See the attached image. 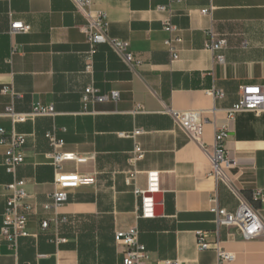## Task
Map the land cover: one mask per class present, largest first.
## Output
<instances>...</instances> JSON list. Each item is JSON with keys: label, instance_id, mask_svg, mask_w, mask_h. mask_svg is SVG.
Returning a JSON list of instances; mask_svg holds the SVG:
<instances>
[{"label": "crops", "instance_id": "crops-1", "mask_svg": "<svg viewBox=\"0 0 264 264\" xmlns=\"http://www.w3.org/2000/svg\"><path fill=\"white\" fill-rule=\"evenodd\" d=\"M91 10L105 15L107 36L125 41L139 64L100 44L86 71L88 46L80 30L86 20L71 0H0V127L24 140V161L13 174L2 165L0 144V224L6 185L14 179L24 180L26 202L34 208L27 217L30 235L19 239L16 251L0 239V264H119L124 248L114 233L130 227L137 228L152 263L177 258L264 264V235L246 240L231 227L217 229L210 198L230 212L239 198L209 174L202 147L211 149L215 130L227 128L233 189L264 221V203L251 198L264 187V113L226 118L242 86H264V0H93ZM167 18L172 34L163 28ZM11 21L29 28L12 33ZM209 29L226 39L222 63L206 46ZM169 37L180 39L174 61L165 45ZM87 86L98 94L116 91L118 99L85 105ZM4 87L14 94L2 92ZM212 88L224 96L214 97ZM36 103L53 106L55 114L15 124L3 115L10 104L27 113ZM172 110H198L206 117L197 137L174 122ZM136 129L141 133L134 136ZM135 143L143 157L132 161ZM53 153L70 157L56 162ZM149 172L156 173L160 203L145 217L135 190L147 193ZM58 173L93 179L67 190V201L57 209L68 217L64 223L42 208ZM44 219L46 230L40 228ZM197 233L217 241L233 259L219 261L213 249L199 250Z\"/></svg>", "mask_w": 264, "mask_h": 264}, {"label": "built area", "instance_id": "built-area-1", "mask_svg": "<svg viewBox=\"0 0 264 264\" xmlns=\"http://www.w3.org/2000/svg\"><path fill=\"white\" fill-rule=\"evenodd\" d=\"M7 1V0H1ZM93 0H71L76 11L85 17V24L80 27L81 32L85 36L87 49V64L86 71H90V60L96 52V47L100 44H108L115 53L126 63L139 64L140 61H134L131 51L128 49V44L125 41L111 39L107 36V20L103 13L93 12L91 10ZM173 1V0H171ZM180 1V0H175ZM159 10L167 9L165 6L158 7ZM203 13H209L210 10H202ZM28 26L21 21H11L10 31L20 32L28 30ZM164 30L169 34L175 31V27L167 18L163 25ZM206 46L213 53V59L216 62L222 63L224 57L219 53L226 47V39L217 37L212 29L206 33ZM177 37H169L165 40L167 51L170 54L171 61L177 59V50L174 43L179 42ZM4 93L14 94L11 88L4 87ZM209 93L214 97L222 98L224 91L221 89L212 88ZM118 93L111 91L107 94H98L97 90L91 86H87L83 91L82 101L86 105L90 102H105L116 101ZM140 108V107H138ZM250 112L255 115L264 113V86L261 85H244L240 88L237 101L226 109V118L233 120L238 113ZM55 114L54 108L51 105L45 106L41 103H36L27 113H18L12 104L5 107L3 115L7 117L11 123H21L27 119H34L38 116H52ZM174 122L186 131L191 137L195 138L200 132L202 124L206 121V117L198 110H182L170 111ZM141 130L136 129L134 136L139 135ZM228 136V130L222 126L215 130L211 149L203 145V150L207 154L211 169L209 174L216 180L224 183L231 191L239 198V204L235 211L230 212L221 208L217 204L216 196L210 198L211 206L209 210L215 215V223L217 229L221 226L231 227L237 231L243 239H253L264 235V221L262 220L258 209L253 207L247 200L241 198L237 191L233 189L232 182L228 176V171L233 168V162L229 159L227 150L225 149V141ZM0 144L5 147L2 159V165L7 173L13 174L17 167L24 161L23 153V138L18 135L13 129L5 131L0 127ZM61 142H56L54 146L60 145ZM52 158L58 162L61 158H69L70 155H60L53 153ZM143 151L138 143L134 144L132 161L142 159ZM134 173L130 174L133 177ZM56 188L48 194L46 202L42 204L44 210H53L55 213V222H67L68 217L58 215L57 209L64 204L68 199L67 190L76 188L81 185H89L93 183V179L87 176H81L74 173H58L55 177ZM23 179H14L6 185L8 194L5 199V207L2 213V222L0 224V239L16 251L19 239L29 236L26 230L27 217L33 212V205L26 202L28 197L24 189ZM157 191V177L155 172L147 173V189L145 191L135 190L136 195H139L142 200V215L152 217L154 215V199L152 194ZM150 194V196H147ZM251 198L255 202L264 203V187L252 192ZM48 221L42 220L40 228L46 230ZM58 241H64L63 238H58ZM114 240L120 243L124 250L122 259L119 264H190L187 261L180 259H163L152 263L149 253L145 246L139 241L138 230L136 227H130L124 231H116ZM197 248L199 250L213 249L219 261H231L233 254L226 252L220 248L217 241H207L205 235L197 233Z\"/></svg>", "mask_w": 264, "mask_h": 264}, {"label": "water", "instance_id": "water-1", "mask_svg": "<svg viewBox=\"0 0 264 264\" xmlns=\"http://www.w3.org/2000/svg\"><path fill=\"white\" fill-rule=\"evenodd\" d=\"M147 196H150V194H148ZM152 196H153L154 202H155V204L157 206L160 203V195L157 192V193L152 194Z\"/></svg>", "mask_w": 264, "mask_h": 264}]
</instances>
